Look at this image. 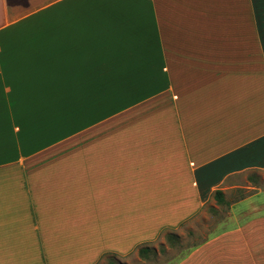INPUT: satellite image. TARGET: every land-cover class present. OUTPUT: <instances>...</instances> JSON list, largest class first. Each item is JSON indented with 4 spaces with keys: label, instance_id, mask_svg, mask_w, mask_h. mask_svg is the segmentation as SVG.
Listing matches in <instances>:
<instances>
[{
    "label": "crops",
    "instance_id": "crops-1",
    "mask_svg": "<svg viewBox=\"0 0 264 264\" xmlns=\"http://www.w3.org/2000/svg\"><path fill=\"white\" fill-rule=\"evenodd\" d=\"M210 209L171 264H264V0H0V264L156 258Z\"/></svg>",
    "mask_w": 264,
    "mask_h": 264
},
{
    "label": "rangeland",
    "instance_id": "rangeland-1",
    "mask_svg": "<svg viewBox=\"0 0 264 264\" xmlns=\"http://www.w3.org/2000/svg\"><path fill=\"white\" fill-rule=\"evenodd\" d=\"M225 216L218 211H206L178 231L179 234H177L178 236L176 235L178 237L177 241L171 243L169 240L161 239L155 245L157 247L156 258L152 252L153 254L150 255V259H144L145 261H142L143 259L139 260L136 254L131 255L127 260L129 264L175 263L187 252H190L192 248L202 244L215 231L216 223L220 222ZM219 233H214L213 236ZM124 263L127 264L126 262Z\"/></svg>",
    "mask_w": 264,
    "mask_h": 264
},
{
    "label": "trees",
    "instance_id": "trees-1",
    "mask_svg": "<svg viewBox=\"0 0 264 264\" xmlns=\"http://www.w3.org/2000/svg\"><path fill=\"white\" fill-rule=\"evenodd\" d=\"M216 198L218 199L219 202H222V198H221V193L220 192H218L216 194ZM167 238L171 242H174V241L178 240V237L176 235H173V234L167 235ZM152 252H153L152 249H150L148 247L147 248L143 247V248L139 249L140 257L142 259H146V260L150 259V255L153 254Z\"/></svg>",
    "mask_w": 264,
    "mask_h": 264
}]
</instances>
